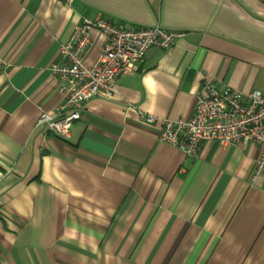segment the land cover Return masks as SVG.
<instances>
[{
    "label": "crops",
    "instance_id": "1",
    "mask_svg": "<svg viewBox=\"0 0 264 264\" xmlns=\"http://www.w3.org/2000/svg\"><path fill=\"white\" fill-rule=\"evenodd\" d=\"M84 18L183 32L81 106L68 140L35 123ZM93 63L104 36L91 32ZM203 80L264 93V0H0V264H264L255 143L160 142Z\"/></svg>",
    "mask_w": 264,
    "mask_h": 264
},
{
    "label": "built area",
    "instance_id": "2",
    "mask_svg": "<svg viewBox=\"0 0 264 264\" xmlns=\"http://www.w3.org/2000/svg\"><path fill=\"white\" fill-rule=\"evenodd\" d=\"M93 30L104 40L96 60L87 64L84 55ZM183 35L160 26L84 18L60 45L59 61L52 66L63 102L54 112H41L35 127L68 140L85 101L96 96L113 97L117 80L136 71L147 50L169 49ZM140 115L146 124L159 122V141L182 150L188 157H194L203 142L255 143L261 150L255 172L264 170V93L259 90L244 93L203 80L195 92L190 116L170 119Z\"/></svg>",
    "mask_w": 264,
    "mask_h": 264
},
{
    "label": "water",
    "instance_id": "3",
    "mask_svg": "<svg viewBox=\"0 0 264 264\" xmlns=\"http://www.w3.org/2000/svg\"><path fill=\"white\" fill-rule=\"evenodd\" d=\"M157 50H158L157 48H151V49L147 50L145 55H147V53L150 52V51L152 52V51H157Z\"/></svg>",
    "mask_w": 264,
    "mask_h": 264
}]
</instances>
